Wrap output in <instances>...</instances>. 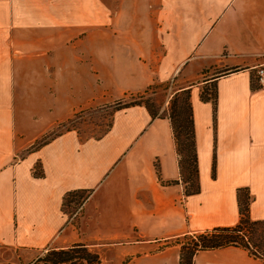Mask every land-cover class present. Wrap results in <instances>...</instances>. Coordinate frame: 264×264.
Wrapping results in <instances>:
<instances>
[{
	"label": "crops",
	"instance_id": "1",
	"mask_svg": "<svg viewBox=\"0 0 264 264\" xmlns=\"http://www.w3.org/2000/svg\"><path fill=\"white\" fill-rule=\"evenodd\" d=\"M100 32L131 35L112 38L109 54ZM136 32L176 34L158 57L157 42ZM261 66L264 0H0V246L79 243L101 264H180L171 241L234 227L240 189L249 218L264 222ZM170 78L189 92L197 193L184 192L170 119L144 105L115 109L100 136L66 130L27 150L77 110ZM202 94H216L215 110ZM70 191L87 193L71 215ZM192 264H264V255L227 244L195 251Z\"/></svg>",
	"mask_w": 264,
	"mask_h": 264
},
{
	"label": "trees",
	"instance_id": "2",
	"mask_svg": "<svg viewBox=\"0 0 264 264\" xmlns=\"http://www.w3.org/2000/svg\"><path fill=\"white\" fill-rule=\"evenodd\" d=\"M257 84V83H256ZM258 85V84H257ZM255 83L252 84L253 88L258 86ZM149 85L146 90L150 87ZM183 95V105H179V96ZM203 101H210L212 103L213 109L216 108V94L201 95ZM117 108H123L132 105H144L152 117L158 116H168L171 121L173 136L176 145V152L178 155V164L181 174L182 182L184 183V192L186 195L194 194L199 191L198 182V167H197V157L195 151V140H194V124L192 119V111L189 100L188 90H183L181 92H175L170 99V108H173V112L166 113L165 109L162 112L153 110L144 101H133L130 103H121L118 101ZM180 108V109H179ZM183 110L185 112V117L182 118V123H179L180 132H177L176 125L174 122L175 115H180L177 110ZM110 127V126H109ZM108 130V129H107ZM47 141L38 144L33 149L38 148ZM214 170V163H213ZM156 170L158 173V166L156 165ZM34 175H42L41 165L37 163L35 165ZM176 181H170L168 183H175ZM78 191L67 192L63 198V203L68 200V198ZM238 203L240 219L239 222L234 227L222 228L216 231L198 233L197 235L185 234L176 238L181 242V258L180 264H192V255L195 251L205 248H211L216 246H222L227 244H238L247 249L248 245V233L254 230V225L264 224L262 221H252L248 215V203L249 197L245 195L243 189L238 190ZM249 229V231H248ZM225 232L230 233L232 236L228 237H218L217 233ZM186 239L188 243H183L181 240ZM250 250V249H249ZM251 251V250H250ZM253 253V252H252ZM32 264H101L98 254L91 251L88 247L83 244H74L67 248L54 249L51 248L47 250L43 257H38Z\"/></svg>",
	"mask_w": 264,
	"mask_h": 264
},
{
	"label": "rangeland",
	"instance_id": "3",
	"mask_svg": "<svg viewBox=\"0 0 264 264\" xmlns=\"http://www.w3.org/2000/svg\"><path fill=\"white\" fill-rule=\"evenodd\" d=\"M123 17V16H122ZM121 17V18H122ZM127 19L128 17L125 16ZM136 39L140 43H147V39L151 41L157 42L156 50L159 53L157 56H165L166 54V43L169 40V37L176 33H148V32H136ZM185 36V41H189V37L191 33H183ZM203 33H201L202 35ZM103 35L104 41H107L104 46L99 48L100 51H108L110 54L111 51V39H119L120 41H125L129 39L131 33L129 32H106L99 33V36ZM125 45V43H124ZM144 46V45H143ZM140 47V46H139ZM175 79H169L165 81H159L151 84V86L146 90H142L139 92H130L125 96H122L118 99H114L111 101H106L100 103L96 106H89L74 112L69 118L66 120H62L56 123L53 127L49 128L46 132H44L38 139L34 141V143L27 148V150L33 149L38 144H41L44 141H49L53 137L58 136L62 132L66 130H76L79 136L81 137H90V136H100L103 134L111 124V115L113 111L117 108L118 101L121 103H130L133 101H144L146 102L150 108L153 110H157L158 112H162L165 109L166 113L173 112V108H170V99L175 93L176 83ZM184 96H179V105H183ZM180 109V108H179ZM177 110L180 115H175V125L177 132H180L179 123H182V118L185 117V112L182 110ZM87 193L85 191H78L72 194L67 201L63 203V210L68 214H73L76 209L81 205L84 198H86ZM74 222V221H73ZM254 230L248 233L249 239V249L251 252L256 254L264 255V224L254 225ZM249 231V229H248ZM197 235V234H191ZM218 237H228L232 236L230 233L219 232L217 233ZM180 241V240H179ZM176 239L171 241L172 243L179 244L181 246V242ZM183 243H188V240L182 239ZM78 244V243H75ZM74 245V244H73ZM72 246V245H71ZM92 251V250H91ZM47 251L43 252H32L27 253L26 251H21L18 249H12L6 246H0V264H32L38 257H43ZM39 256L37 257V255Z\"/></svg>",
	"mask_w": 264,
	"mask_h": 264
},
{
	"label": "built area",
	"instance_id": "4",
	"mask_svg": "<svg viewBox=\"0 0 264 264\" xmlns=\"http://www.w3.org/2000/svg\"><path fill=\"white\" fill-rule=\"evenodd\" d=\"M257 83L261 85L264 83V66L257 69Z\"/></svg>",
	"mask_w": 264,
	"mask_h": 264
}]
</instances>
